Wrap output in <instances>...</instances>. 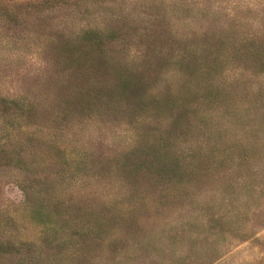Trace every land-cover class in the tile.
Returning <instances> with one entry per match:
<instances>
[{"label":"rangeland","instance_id":"obj_1","mask_svg":"<svg viewBox=\"0 0 264 264\" xmlns=\"http://www.w3.org/2000/svg\"><path fill=\"white\" fill-rule=\"evenodd\" d=\"M0 264H264V0L0 4Z\"/></svg>","mask_w":264,"mask_h":264},{"label":"trees","instance_id":"obj_2","mask_svg":"<svg viewBox=\"0 0 264 264\" xmlns=\"http://www.w3.org/2000/svg\"><path fill=\"white\" fill-rule=\"evenodd\" d=\"M8 2H11V3H14V0H7ZM3 2H5V0H0V4H3ZM34 2V1H33ZM85 24L84 25H88L89 23L88 22H84ZM92 27V25L90 26V28ZM89 32H94V29H90L89 30ZM189 46H190V44H189ZM192 50H193V52H196L197 53V48L195 47H192L191 48ZM201 49V51L202 52H205V54H207V55H210V49H209V47H207V49L204 47V46H202V48H200ZM193 57V56H192ZM196 59H198L199 57L198 56H196L195 57ZM201 61H203V59H200V61L199 62H201ZM200 65H202V63L200 64ZM203 67H204V64H203ZM211 67V66H210ZM185 81H187L186 79H185ZM183 85H185L186 86V83H183ZM218 97H220L219 98V101L221 100V101H223L224 99H225V94H222V95H218ZM222 97H223V99H222ZM176 106V105H175ZM22 189V188H21ZM20 189V190H21ZM22 191V190H21Z\"/></svg>","mask_w":264,"mask_h":264}]
</instances>
